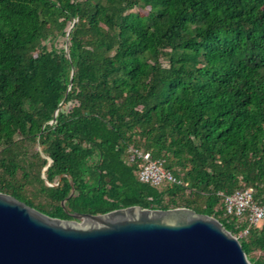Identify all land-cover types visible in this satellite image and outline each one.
<instances>
[{
  "label": "trees",
  "instance_id": "16d2710c",
  "mask_svg": "<svg viewBox=\"0 0 264 264\" xmlns=\"http://www.w3.org/2000/svg\"><path fill=\"white\" fill-rule=\"evenodd\" d=\"M130 148L182 183L139 181ZM248 187L264 205V0H0V192L60 219L187 207L264 264L218 194Z\"/></svg>",
  "mask_w": 264,
  "mask_h": 264
},
{
  "label": "water",
  "instance_id": "95a60500",
  "mask_svg": "<svg viewBox=\"0 0 264 264\" xmlns=\"http://www.w3.org/2000/svg\"><path fill=\"white\" fill-rule=\"evenodd\" d=\"M67 214L50 217L0 192V264H253L217 218L187 207Z\"/></svg>",
  "mask_w": 264,
  "mask_h": 264
},
{
  "label": "built area",
  "instance_id": "2783aa9c",
  "mask_svg": "<svg viewBox=\"0 0 264 264\" xmlns=\"http://www.w3.org/2000/svg\"><path fill=\"white\" fill-rule=\"evenodd\" d=\"M129 151L140 161L136 175L139 181L153 186H159L164 183H182L171 170L164 166V160L152 158L148 151L141 149H129ZM187 185V183H184ZM223 197L224 213L234 215L239 218H245L250 225H264V205H258L253 202L251 187L235 190L231 193L218 192ZM247 233L244 229L240 236ZM238 237V236H236Z\"/></svg>",
  "mask_w": 264,
  "mask_h": 264
},
{
  "label": "rangeland",
  "instance_id": "374dc122",
  "mask_svg": "<svg viewBox=\"0 0 264 264\" xmlns=\"http://www.w3.org/2000/svg\"><path fill=\"white\" fill-rule=\"evenodd\" d=\"M142 13L144 12L143 10H140ZM61 43V42H60Z\"/></svg>",
  "mask_w": 264,
  "mask_h": 264
}]
</instances>
